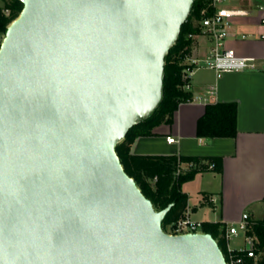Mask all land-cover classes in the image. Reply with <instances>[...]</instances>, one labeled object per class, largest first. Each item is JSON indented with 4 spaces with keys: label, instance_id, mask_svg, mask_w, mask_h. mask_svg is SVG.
<instances>
[{
    "label": "water",
    "instance_id": "obj_1",
    "mask_svg": "<svg viewBox=\"0 0 264 264\" xmlns=\"http://www.w3.org/2000/svg\"><path fill=\"white\" fill-rule=\"evenodd\" d=\"M0 47V264H227L170 234L116 146L163 97L194 0H20Z\"/></svg>",
    "mask_w": 264,
    "mask_h": 264
},
{
    "label": "crops",
    "instance_id": "obj_2",
    "mask_svg": "<svg viewBox=\"0 0 264 264\" xmlns=\"http://www.w3.org/2000/svg\"><path fill=\"white\" fill-rule=\"evenodd\" d=\"M260 7H247L250 15L237 18L231 34V45L241 55L256 57L258 67L226 72L220 78L212 70L200 69L191 80L192 94L216 86L217 102L237 103V135L199 137L197 123L206 104L186 101L180 103L172 124L158 125L131 145V152L139 155L222 157L221 172L200 171L182 185L188 195L186 212L195 220L229 223L244 212L254 220L264 217V9ZM242 33L247 38L237 37ZM207 49L196 42L193 53L204 54ZM169 137L175 140L170 142Z\"/></svg>",
    "mask_w": 264,
    "mask_h": 264
},
{
    "label": "trees",
    "instance_id": "obj_3",
    "mask_svg": "<svg viewBox=\"0 0 264 264\" xmlns=\"http://www.w3.org/2000/svg\"><path fill=\"white\" fill-rule=\"evenodd\" d=\"M5 7L11 10V16L0 13V29L6 32L10 21L17 18L22 11L20 0H2ZM203 0H194L187 20L182 24L180 34L165 58L163 97L154 112L128 131L124 140L116 146V151L125 171L133 177L142 192L153 202L156 209L161 210L174 202L173 207L163 220L162 227L170 230L171 224L181 218L188 205V195L182 185L195 177L200 171H222L220 156H190L178 154H133L131 145L138 136L151 135L155 127L161 124H172L174 114L180 103L192 98V92L183 88V70L185 59L192 52L194 39L190 33L200 31L199 20ZM238 132V105L236 102H213L205 106L203 115L197 123V135L204 138L235 137ZM193 163L186 169L183 164ZM213 163L214 167L210 168ZM182 169L178 173V170ZM253 231L258 239V264H264V217L254 220ZM225 223L221 221H205L203 231L211 233L218 240L223 252L226 253L225 240L220 237Z\"/></svg>",
    "mask_w": 264,
    "mask_h": 264
},
{
    "label": "built area",
    "instance_id": "obj_4",
    "mask_svg": "<svg viewBox=\"0 0 264 264\" xmlns=\"http://www.w3.org/2000/svg\"><path fill=\"white\" fill-rule=\"evenodd\" d=\"M203 1L205 6L201 9L200 31L197 34L190 33L188 37L194 39V45L199 42L201 45L208 47V49L204 54L193 53V45L191 54L185 59L183 88L188 91L192 90L191 80L197 70H212L216 77L220 78L226 72L256 69L258 67L256 57L241 55L231 45V34L235 20L249 16L250 9L244 6H229L226 4V0ZM0 13L11 16V10L5 7L3 3L0 6ZM4 36L5 32L0 29V47ZM237 37L245 39L247 35L242 33L239 36L237 35ZM216 100L217 88L212 86L200 94H193L188 101L208 104L217 102ZM168 140L173 142L175 139L169 137ZM187 165L189 167L194 166L193 163H187ZM209 166L213 168L214 164L211 163ZM181 170L179 169L178 173ZM254 223V219L251 218L248 212H244L240 219L236 221L225 223L220 237L226 243V253L224 255L227 264H258L260 253H258V239L253 231ZM203 224L204 221L193 219L189 212L185 211L181 218L171 224L168 233L204 232ZM234 240L238 243L233 246L231 242Z\"/></svg>",
    "mask_w": 264,
    "mask_h": 264
},
{
    "label": "rangeland",
    "instance_id": "obj_5",
    "mask_svg": "<svg viewBox=\"0 0 264 264\" xmlns=\"http://www.w3.org/2000/svg\"><path fill=\"white\" fill-rule=\"evenodd\" d=\"M2 0H0V6L2 5ZM226 4L227 5H232V6H245V7H249V8H254V7H260L262 5H264V0H226ZM264 9V6H262ZM261 8V7H260ZM259 11V9L256 10V12ZM202 70V69H201ZM200 72H205L204 70L203 71H200ZM209 215H211V209L209 210ZM212 217V215H211ZM232 245H237V241H232L231 242Z\"/></svg>",
    "mask_w": 264,
    "mask_h": 264
}]
</instances>
